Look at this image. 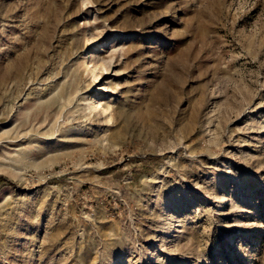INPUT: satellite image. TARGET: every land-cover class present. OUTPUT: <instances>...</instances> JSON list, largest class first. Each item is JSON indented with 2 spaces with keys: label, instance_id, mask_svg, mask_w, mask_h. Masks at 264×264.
Returning a JSON list of instances; mask_svg holds the SVG:
<instances>
[{
  "label": "rangeland",
  "instance_id": "rangeland-1",
  "mask_svg": "<svg viewBox=\"0 0 264 264\" xmlns=\"http://www.w3.org/2000/svg\"><path fill=\"white\" fill-rule=\"evenodd\" d=\"M0 264H264V0H0Z\"/></svg>",
  "mask_w": 264,
  "mask_h": 264
},
{
  "label": "bare ground",
  "instance_id": "bare-ground-1",
  "mask_svg": "<svg viewBox=\"0 0 264 264\" xmlns=\"http://www.w3.org/2000/svg\"><path fill=\"white\" fill-rule=\"evenodd\" d=\"M76 42H77V40L74 39V43H76ZM75 50H76V48H75ZM75 50H74L75 53H73V54H76V51L78 52V46H77V50L76 51ZM94 51H96V49ZM98 56H100V55H98ZM96 57H97V55H95L94 52H87V55H85L82 59L83 60L82 65H84L85 72L90 77L92 84L98 82L99 77H100V70L106 69L104 60H102V59L100 60V58L97 59ZM104 87H107V86H104ZM94 98H95V96H94ZM94 98L90 97L88 100V107L92 110L96 109L99 106V104H103V103H101L102 102L101 99L99 101H96ZM103 108L105 111L109 110V109H111V104L108 103L106 106H103Z\"/></svg>",
  "mask_w": 264,
  "mask_h": 264
}]
</instances>
